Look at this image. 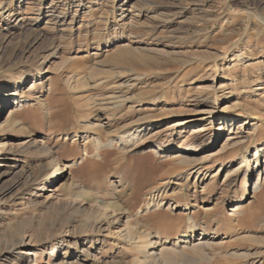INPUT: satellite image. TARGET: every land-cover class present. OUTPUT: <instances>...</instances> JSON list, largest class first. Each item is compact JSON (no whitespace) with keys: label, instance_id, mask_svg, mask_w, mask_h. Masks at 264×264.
Listing matches in <instances>:
<instances>
[{"label":"rangeland","instance_id":"374dc122","mask_svg":"<svg viewBox=\"0 0 264 264\" xmlns=\"http://www.w3.org/2000/svg\"><path fill=\"white\" fill-rule=\"evenodd\" d=\"M7 118L0 264H264V0H0Z\"/></svg>","mask_w":264,"mask_h":264},{"label":"bare ground","instance_id":"6f19581e","mask_svg":"<svg viewBox=\"0 0 264 264\" xmlns=\"http://www.w3.org/2000/svg\"><path fill=\"white\" fill-rule=\"evenodd\" d=\"M252 17V16H251ZM127 47L125 46L123 49H122V52L123 51H127V49H126ZM121 48H119V50H120ZM116 52V51H115ZM121 52V51H120ZM144 53V52H143ZM118 54V53H117ZM121 54V53H120ZM141 57H145V55H143L141 52H140V54H139ZM236 57V62H240V61H242V58H241V54H238V55H235ZM149 57V56H148ZM147 58V57H146ZM136 59V58H135ZM125 61V60H124ZM147 63V62H146ZM129 64V63H128ZM129 65H131V64H129ZM130 74V73H129ZM21 78V77H20ZM129 79V78H128ZM17 82V85L18 84H20L21 83V80H18V81H16ZM135 82V81H134ZM123 83L126 85V87H127V90L128 89H131V88H133V85H131V84H129V80H124L123 81ZM122 83V84H123ZM19 87H17V89H18ZM28 91H30V89L28 90ZM3 92V91H2ZM141 94V93H140ZM139 94V95H140ZM7 97H9V98H14V99H16L17 101H15L14 103H11L12 105H15L14 107L16 108L18 105V103H21L22 102V100H20V98L19 97H16L15 96V94H13V92H10V93H8L7 95H6ZM115 96H113V98H114ZM112 98V99H113ZM123 98V97H122ZM122 98H118V99H115L114 101H112V102H110V103H107L105 106H103V109L105 110V111H109V110H112V109H117V108H119L120 106H122L123 104H124V102H125V100H123ZM217 98H218V96H216L215 97V99L217 100ZM111 100V99H110ZM4 104H6V102L5 103H3V105ZM7 104H8V106H10L11 104H9V101H7ZM103 105V104H102ZM92 106V105H91ZM11 113H12V111H11ZM210 115L212 116L211 118H213L216 114H214L213 112H211L210 113ZM13 119V118H12ZM227 120H228V122H230L228 125H226V126H231L232 124H235V123H237L238 121H237V119H238V117H228V118H226ZM13 124V122L10 120V119H6V121H5V123H4V125H0V128L1 127H3V126H11ZM182 125H184V123H183V121H178V124H177V126H182ZM221 127L223 128L224 127V125H223V123L220 125V130H221ZM142 128H143V125H141V124H137L136 125V127H134V128H132V129H130V130H128L127 131V133H126V135L125 136H122L121 137V141H122V143H121V147L119 148V150L120 151H124L125 149H127V147L130 145V144H133V145H135L138 141H141V139H142V137H143V133H142ZM145 129H146V127H145ZM255 133H256V127L255 126H253L252 125V127L250 128V130L248 131V133H247V135H246V137L245 138H250L251 136H254L255 135ZM228 140H232V139H228ZM108 145H110V144H108ZM161 147V145H160V143H159V141H157V140H153V141H151L150 142V146H149V148H147L144 152H151V151H153L151 148L152 147ZM182 151V150H181ZM180 151V149L179 150H177V151H175V152H173L172 151V149L171 148H167V149H165L164 150V152L163 153H165V154H175L174 155V159H175V161H176V163L178 164V165H181V164H190L191 162H195L194 160V158H191L190 156H186V155H183V154H178V153H180L181 152ZM188 152H190V151H188ZM262 152H264V150H262ZM186 152H184V154H185ZM168 157V156H167ZM171 157V156H170ZM264 184V168L263 169H261V167H260V170L258 171V173H257V180H256V182L254 183V185H253V191H257L262 185ZM162 204H165V203H163V202H161L160 203V205L158 204V207H160ZM155 208H156V206H155ZM158 209V208H157ZM156 210V209H155ZM239 211V207L237 206V207H234L233 209H232V213H236V212H238ZM87 222V221H86ZM98 221H95L94 222V224H96ZM93 224V225H94ZM126 225H127V222H126ZM189 229V233H195L192 229L193 228H191V227H189L188 228ZM132 232V231H131ZM126 235H128L127 237L129 238V239H131L132 238V236H130V234L128 233V234H126ZM132 235V234H131ZM199 237L197 238V239H195V236L193 235V236H190L189 237V234L187 235V233L186 234H182L181 235V240H180V243H182L184 246H188V245H190L192 248H199V247H203L205 244H208L209 243V240L208 239H211V238H214V236H206L205 234H203V232L200 234V235H198ZM197 237V236H196ZM133 239V238H132ZM131 241V240H130ZM20 242H18L17 243V245L19 244ZM158 247H160L158 250H157V248ZM165 250H166V248L165 247H163V246H160V245H157V247L155 248V250H152V252L151 253H149V256H156V255H161V254H163L164 252H165Z\"/></svg>","mask_w":264,"mask_h":264}]
</instances>
